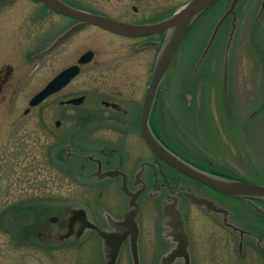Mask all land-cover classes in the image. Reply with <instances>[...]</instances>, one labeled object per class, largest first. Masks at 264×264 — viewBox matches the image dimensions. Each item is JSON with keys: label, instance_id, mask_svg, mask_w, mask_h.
I'll use <instances>...</instances> for the list:
<instances>
[{"label": "rangeland", "instance_id": "rangeland-1", "mask_svg": "<svg viewBox=\"0 0 264 264\" xmlns=\"http://www.w3.org/2000/svg\"><path fill=\"white\" fill-rule=\"evenodd\" d=\"M7 1L0 4V264H106L103 239L91 228L81 230L75 212L114 231L110 218L122 219L129 196L116 180H101L109 174L100 168L90 175L93 169L86 168L81 156L120 152L131 164L150 156L139 129L122 130L115 121L100 117L99 102L120 99L125 105H141L159 46L136 49L139 38L109 36L87 27L60 45H68L70 61L74 53L90 48L97 50L96 58L57 95L79 90L87 92L86 101L80 108L60 110L53 98H46L24 112L29 99L69 59H58L52 67L50 54L39 53L57 34L50 28V15L36 17L39 7L34 0ZM82 1L116 18L153 20L187 0ZM230 2L220 0L202 12L179 45L156 93L157 130L191 164L264 185L262 0H238L229 46L232 13L203 54ZM76 45H81L79 51ZM55 53L62 55L59 48ZM58 117H64L63 123L55 127ZM202 192L225 207L229 220L244 232L224 225L222 213L183 201L188 264H264V223L250 210L257 211L240 197L213 189ZM148 195L138 197L137 264H160L176 242L168 235L170 217L164 213V202ZM254 201L264 209L263 202ZM116 264H136L129 236ZM170 264H184V258L178 256Z\"/></svg>", "mask_w": 264, "mask_h": 264}, {"label": "water", "instance_id": "water-1", "mask_svg": "<svg viewBox=\"0 0 264 264\" xmlns=\"http://www.w3.org/2000/svg\"><path fill=\"white\" fill-rule=\"evenodd\" d=\"M7 1V0H0ZM49 9L56 12L74 17L78 19V22L67 29L64 33L57 36V38L50 45H57L64 41L73 32L80 29L81 27L92 24L103 27L112 32L126 35V36H147L160 32H165L161 42L149 41L148 45H159V50L155 58V62L152 68V73L148 85L145 90V96L142 102L139 130L143 141L147 147L153 153L155 159L158 161L163 160L180 173L190 177L209 188L216 190L220 193L240 197L244 199L252 208L264 215V209L260 207L254 199H264V185L258 183H252L240 179H234L229 177L220 176L209 171L203 170L190 162L183 159L181 156L173 152L170 148L164 145L154 134L149 124V116L156 98L157 90L160 86L162 79L167 73L174 57L177 52L179 45L185 37L190 26L194 20L206 9L212 6L219 0H187L184 4L178 7L170 15L162 18L159 21L147 24H135L118 20L103 14L88 12L74 8L59 0H41ZM238 0H231L228 9L215 23L211 35L206 44L203 54L212 45L213 40L218 32L220 25L226 19V17L232 13L233 21L232 28L228 36V46L233 37L235 23V5ZM264 6V0H262L260 11ZM92 58V51H86L79 59V62L84 63ZM79 71L78 65H72L61 72H59L53 79L48 81L45 86L35 93L29 100V105L34 106L42 102L50 94L58 91L62 88L75 74ZM82 97L71 99L69 102L78 103ZM28 109L25 110L27 112ZM142 169L144 164H141ZM142 169L136 174V178L139 177ZM119 173L118 170H109L105 174L115 175ZM136 184V182H135ZM121 189L125 194L129 196L128 209L123 214L122 219L114 220L110 218L111 225L115 228L114 231H109L98 227L93 222L87 220L84 217L82 211H76L75 216H79L82 221L81 230L84 228H91L97 232V234L104 241V250L106 264H116L118 253L122 242L129 236V243L131 253L137 264L138 262V248L137 239L139 235V228L137 226V217L140 205L138 203V197L140 190L132 191L127 187L125 181L123 182ZM180 194L186 198L192 200L197 205L203 207L208 212L222 213V222L228 227L233 229H240L229 220L228 210L216 203L213 199L206 196L200 195L196 192L176 188ZM178 197L173 196V202L166 204L163 208L164 213L167 214L170 219L167 224L171 227L168 235H171L173 240L176 242L174 248L168 253L164 254L161 258L160 264H170L176 257L182 256L184 258V264H188V254L186 247L188 244V235L184 229V219L177 207ZM56 218L52 217L50 220L54 221Z\"/></svg>", "mask_w": 264, "mask_h": 264}, {"label": "flooded vegetation", "instance_id": "flooded-vegetation-1", "mask_svg": "<svg viewBox=\"0 0 264 264\" xmlns=\"http://www.w3.org/2000/svg\"><path fill=\"white\" fill-rule=\"evenodd\" d=\"M34 1L36 2V4L39 7L38 11L35 12V14L37 13L36 17L43 18L45 15H50L53 18V21L50 25V28L54 29L53 33L54 34L56 33L57 36L64 33L67 29H69L71 26H73L74 24H76L78 22V19H76L74 17L56 12L52 9H49L41 0H34ZM59 1L64 2V3L70 5L74 8L80 9V10L98 13V14H103V15H106V16H109V17H112L115 19H119V20H122L125 22L135 23V24L153 23V22H156V21L161 19V18H157V19H153V20H151V19H149V20L120 19V18H116L114 16H111L108 13L101 11L100 9L85 5L82 0H59ZM5 2H8V1H5ZM1 3H4V2H0V4ZM132 9L134 11H137V8L135 6H133ZM87 27H93V28H95V30L97 29L99 32H102V33L107 34L109 36L125 37V38H139V41L136 42V44H135L136 49H139L142 46L147 45L146 43L149 41H159L161 38V35H162V32H161V33L148 35V36H126V35H121V34L112 32L110 30H107V29L100 27V26H97V25L87 24V25L81 27L80 29L76 30L75 32H73L68 38H66L64 41L58 43L57 45H50L57 38V36H55L51 40V42L39 53L47 51V53L50 54L49 59H50V65L52 67L54 66L55 61L58 59H61V60L62 59L63 60L69 59L71 57V51L68 48V45L61 47L62 45H60V44L67 41L74 34L80 33L81 31H83ZM150 37H153V39H150ZM80 46L81 45H76V47L78 48L77 49L78 51H79ZM125 46L126 45H124V47ZM155 46H157V45H155ZM119 47L124 48L121 45H119ZM58 48L61 51V54H62L61 57L59 56V53H58V56L55 53V51ZM78 51H77V53H78ZM86 51H92V58L89 61L84 62V63L79 62L80 57ZM96 52H97V50L93 49V48L85 49L84 51H82L79 54H76L73 51L74 59L72 61H70V59H69V62H67V63L65 62L63 64V66H61V68L49 78L48 81L53 79L59 72H61L63 69H65L69 66L78 65V67H79V71L77 74H75L62 88H60L58 91L50 94L47 97V98H53L54 99V101H53L54 107H57V109H60V110L70 109L71 107H73V109L74 108H80L81 105L86 101V99L88 98L87 92H79V90H78V92H71V93L67 94V96H65V97L64 96L60 97L57 95L60 92L67 89L72 84L74 79L84 72L85 66L87 64H89L90 62H92L96 58ZM9 72H11V69H9L7 71V73L5 74L4 81L7 80ZM145 90H146V88H145ZM158 95L154 101V104L152 106L150 116H149V122L151 124L152 130L154 131L156 137L160 141H162V143L164 145H166L173 152H175L176 154H178L179 156H181L185 160L191 161L187 156H185L179 150L173 148L168 143V141L165 138V136L163 135V133L159 132L157 130L158 129V123L160 124L158 119H155V118H157V113L159 112L157 101H158L160 95L159 96ZM144 96H145V94H144ZM144 96H143V99H144ZM79 97H82L80 102H78V103L69 102L71 99L79 98ZM143 99H142V102H143ZM99 103L101 105V107L100 106L99 107L102 110V114L100 117H103L106 120L115 121L117 126H119L122 130L124 128L128 129L129 127L130 128H134V127L136 128L137 127L139 129V120H140L139 113L141 112L142 104L139 105L136 102L132 101V102H127L125 105L120 99H117V100H115V99H100ZM26 108H28V107H26ZM96 110L97 109L93 110L92 112H95ZM63 119H64V117L56 118L55 122H54L55 127H60L63 123ZM85 119H86V117H85ZM152 121L156 122L155 125L152 124ZM145 148L148 149L150 156H148V157H142L141 156L137 160V162H135L134 164H131L130 161L127 160L128 156H125V155L120 156L119 155L120 152L117 153V152H112V151L99 153L98 157L93 156V158L81 156V159L85 162L87 169L88 168L93 169V171H91L90 175L93 173H96L99 168L101 170V173H106L109 170H118L119 173H117L116 175H113V176L105 175V176H102V178H100V179L101 180L102 179L116 180L118 182L119 188H121L123 182L125 181V184L127 185V187L129 189H131L132 191L140 190V197L142 195L149 196L148 194H151V197L157 198L158 200H160V202L162 204L164 202V206H165L166 204L173 202V196H177L178 197L177 207L180 209L182 216L184 214L183 210H182L183 209L182 202L187 201L189 199L186 198L185 196H183L182 194H180L178 191H175L176 188L190 190V191L196 192L200 195L208 197L202 191H205V192H206V190L209 191L210 188L199 183L196 180H193V179L185 176L184 174L180 173L179 171L174 169L172 166H170L169 164H167L163 160L159 159L157 161L155 159L153 153L151 152V150L146 146V144H145ZM133 153L137 154V155L141 154L138 150L133 151ZM141 164H144L143 169H142ZM196 166H199L202 169L204 168L207 170H211V168H208V166H202L199 164H197ZM141 169H142V171L139 174V177L136 178V174ZM135 182H136V184H135ZM208 198H210V197H208Z\"/></svg>", "mask_w": 264, "mask_h": 264}, {"label": "trees", "instance_id": "trees-1", "mask_svg": "<svg viewBox=\"0 0 264 264\" xmlns=\"http://www.w3.org/2000/svg\"><path fill=\"white\" fill-rule=\"evenodd\" d=\"M152 123H153V125H155V121H152ZM256 201L257 202H263L264 203V200H259V199H256ZM250 212L258 219V220H260L261 222H263L264 223V216L263 215H261L260 213H258V212H255V211H251L250 210Z\"/></svg>", "mask_w": 264, "mask_h": 264}]
</instances>
